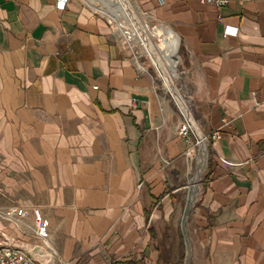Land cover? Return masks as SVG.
Returning <instances> with one entry per match:
<instances>
[{"label":"crops","instance_id":"crops-1","mask_svg":"<svg viewBox=\"0 0 264 264\" xmlns=\"http://www.w3.org/2000/svg\"><path fill=\"white\" fill-rule=\"evenodd\" d=\"M136 1L177 38L201 134L217 129L187 185L192 264H264V0ZM93 10L0 0V243L39 264H172L154 225L182 142Z\"/></svg>","mask_w":264,"mask_h":264},{"label":"rangeland","instance_id":"rangeland-1","mask_svg":"<svg viewBox=\"0 0 264 264\" xmlns=\"http://www.w3.org/2000/svg\"><path fill=\"white\" fill-rule=\"evenodd\" d=\"M83 4L87 5L88 7H92L94 12H96L98 15L102 16L105 20H108L114 28V34H117V38L121 37V40L124 42L125 38L121 36L118 29L120 27H124L125 31H128L131 34L133 33V37L131 39H126L127 42L124 43V48L128 52L129 56L132 58V60L136 61L139 65L146 68L147 74L152 82V91L156 99L159 100L160 103H163L169 113V123L168 127L174 130L175 136L179 138L182 142V151L178 155L177 161L179 162L178 165H174V175H176L173 179H170L171 188L174 186H181L179 188V191L175 194L171 195L173 196L171 198V201L169 204V208L167 206V209L169 212H171L169 215L165 214L163 224L157 223L154 225L155 230V237H156V244L159 247V250L162 252V257L166 261H171L172 264H184L185 255H186V248L184 239L182 236V232L180 230V218L182 216L184 204L187 198V185L189 181L193 178V173H195L198 163L197 158L200 159L203 157V151L201 147V142L199 141L197 134L195 133L194 129L191 127L187 128V138H182L178 134V130L182 125H185L187 127V120L185 118V115L182 112V109H180V105L175 101L174 97L172 96L171 92L167 89L166 85H164V80L159 75L156 67L153 65V62L151 60L150 55L148 54L146 47H144L143 42L140 41V37L136 34L137 32L132 27V21L125 18L123 15V11L116 6H110V4L113 3L112 0H80ZM112 2V3H111ZM130 2L133 3V5L138 10L139 16L146 22L150 30L152 29L153 32L161 36L162 34L170 35V45L169 47L173 51V57L175 59V69L173 76V81L175 84V87L178 89L179 93L184 99V102L191 113L193 119L195 120V113L193 111V99L189 95V86L187 83L186 75L183 73V68L181 64V58L180 54L177 49V38L174 37L172 32L169 30L167 26H165L162 23H157L155 20L149 18V14H146L142 10V6L139 2L136 0H130ZM119 15L118 19H114L113 15ZM131 21V22H130ZM136 34V35H135ZM135 38V40H133ZM139 39V40H138ZM119 40V39H118ZM137 41V42H136ZM145 48V49H144ZM147 53V54H146ZM198 139V140H197ZM198 141V143H197ZM204 145V143H203ZM190 151V153H189ZM171 165V164H170ZM199 174V169H198ZM203 172V171H202ZM202 172L200 173V178L202 175ZM195 175V174H194ZM190 179V180H189ZM199 182H197L196 191H195V197L199 190ZM168 188V187H167ZM193 201V204H194ZM191 209L188 211V219L186 220V228L188 229V236L191 239L190 233H189V213L191 212ZM49 258L53 259L54 261H58V254H55L54 252H50ZM50 259V261H51ZM36 260V259H35ZM37 261V260H36ZM49 261V262H50ZM38 262V261H37ZM48 262V261H46ZM84 259L81 261L80 264H84ZM193 263V252H192V259L191 263ZM60 264V262H58ZM62 264H70V262H64Z\"/></svg>","mask_w":264,"mask_h":264},{"label":"bare ground","instance_id":"bare-ground-1","mask_svg":"<svg viewBox=\"0 0 264 264\" xmlns=\"http://www.w3.org/2000/svg\"><path fill=\"white\" fill-rule=\"evenodd\" d=\"M112 1L113 3L111 2L112 4H110V6H116L117 8L121 9L124 13L123 16L132 21L131 25L133 29L137 32L136 33L138 34L137 37L138 36L140 37V41L143 42L144 47H146V50L151 57L153 65L156 67L159 75L164 80L165 83L164 85H166L167 89L171 92L175 101L180 105V109H182V112L185 115V118L188 123L187 127L190 129L192 127L194 129L199 141L202 143L201 147L204 148L203 147L204 141L201 131L198 128V125L196 124L194 119L192 118V115L189 112L183 97L179 93L178 89L175 87L173 81V76H175L174 69L176 62L173 57V51L169 47L170 35L167 36V34H162L161 36H158L153 32L152 29L150 30L146 22L139 16L138 10L133 5V3L130 2V0H112ZM113 16L114 19H118L119 17V15L117 14ZM118 31L121 32L122 34L127 33L128 35H130L128 31H125L124 27H120ZM133 33L131 34L132 35L131 37H133ZM133 40H135V38H133ZM203 167H204V158L202 157L199 163V173L202 172Z\"/></svg>","mask_w":264,"mask_h":264},{"label":"built area","instance_id":"built-area-1","mask_svg":"<svg viewBox=\"0 0 264 264\" xmlns=\"http://www.w3.org/2000/svg\"><path fill=\"white\" fill-rule=\"evenodd\" d=\"M158 1L161 2V0H158ZM65 2L66 0H55V7L57 9H62ZM213 2L216 4V6L220 7L225 1L224 0H214ZM106 22L109 25L111 31L114 33L115 31H114L113 26L110 25L111 23L108 20H106ZM234 31L235 29H233L231 33L234 34ZM121 36L125 38L124 42L121 40V37L117 39H119V42L122 46L124 45L125 42H127L126 39H129V38L131 39L130 35H128L127 33L121 34ZM134 62L137 64L139 72L147 73L146 68L139 65L135 60ZM262 99L264 102V96ZM221 122H224V119H221ZM187 128L188 127H186L185 125H182L179 128L178 134L182 138L188 139L187 138V132H188ZM217 135H218L217 129H214L213 131H211L207 136L202 135L204 143L207 144L209 139L217 138ZM8 215H9V212L6 213V215H3L2 212H0V217L2 218ZM16 215L18 217L19 216L22 217V212H17ZM32 223H33V228H34V234L38 236L39 238H44L46 236L47 223L44 219L41 218L40 213L37 209H32ZM0 264H39V263L28 252H25L21 248L0 243Z\"/></svg>","mask_w":264,"mask_h":264},{"label":"water","instance_id":"water-1","mask_svg":"<svg viewBox=\"0 0 264 264\" xmlns=\"http://www.w3.org/2000/svg\"><path fill=\"white\" fill-rule=\"evenodd\" d=\"M197 143H198V141H197ZM204 146H205V143H204ZM204 149H205V147H204ZM205 151H206V149H205ZM194 177H197V176L194 175ZM198 178H197L196 184L198 182ZM193 196H194V194L192 192L190 193L189 191H187V198H186V201L184 204L182 216L180 218V223H179L180 230L182 232V236H183L184 243H185V248H186V255H185L184 264H190L191 257H192V246H191L188 234H187V229H186L185 223H186V220L188 218V211L192 207Z\"/></svg>","mask_w":264,"mask_h":264}]
</instances>
